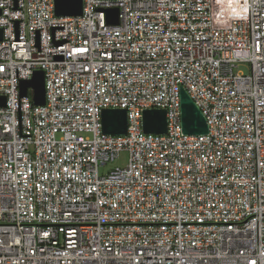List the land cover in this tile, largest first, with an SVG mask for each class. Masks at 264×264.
<instances>
[{"label":"built area","instance_id":"obj_1","mask_svg":"<svg viewBox=\"0 0 264 264\" xmlns=\"http://www.w3.org/2000/svg\"><path fill=\"white\" fill-rule=\"evenodd\" d=\"M0 28V264H264V0H0ZM181 87L207 133L182 132Z\"/></svg>","mask_w":264,"mask_h":264},{"label":"water","instance_id":"obj_2","mask_svg":"<svg viewBox=\"0 0 264 264\" xmlns=\"http://www.w3.org/2000/svg\"><path fill=\"white\" fill-rule=\"evenodd\" d=\"M83 0H54V12L57 16H76L82 14ZM109 23L118 22V9L105 10ZM2 28H0V40ZM33 90V103L45 102L44 74L35 70L32 77L20 81V95H26L27 88ZM5 105V97L0 95V106ZM180 112L182 132L188 135L205 134L208 131L205 117L184 88H180ZM142 129L146 133L162 134L166 132V110L164 108L144 109L142 112ZM101 130L106 134L123 135L127 131V113L124 108H105L101 112Z\"/></svg>","mask_w":264,"mask_h":264},{"label":"rangeland","instance_id":"obj_3","mask_svg":"<svg viewBox=\"0 0 264 264\" xmlns=\"http://www.w3.org/2000/svg\"><path fill=\"white\" fill-rule=\"evenodd\" d=\"M235 71H238L243 74H247L249 72V64L246 62H240L237 64ZM128 161V153L126 151H120L118 155L112 160L107 162L105 165L100 166L99 172L100 174H104L110 169L115 167H125Z\"/></svg>","mask_w":264,"mask_h":264}]
</instances>
